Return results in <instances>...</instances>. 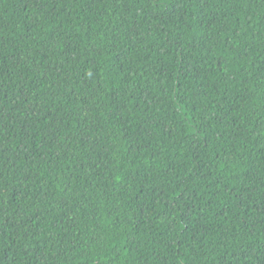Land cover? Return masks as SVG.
Returning a JSON list of instances; mask_svg holds the SVG:
<instances>
[{"label": "trees", "instance_id": "16d2710c", "mask_svg": "<svg viewBox=\"0 0 264 264\" xmlns=\"http://www.w3.org/2000/svg\"><path fill=\"white\" fill-rule=\"evenodd\" d=\"M0 264H264V0H0Z\"/></svg>", "mask_w": 264, "mask_h": 264}]
</instances>
